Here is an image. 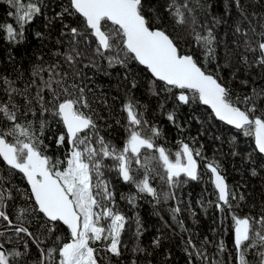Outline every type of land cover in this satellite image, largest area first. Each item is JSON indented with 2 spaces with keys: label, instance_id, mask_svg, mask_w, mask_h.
Wrapping results in <instances>:
<instances>
[{
  "label": "snow or ice",
  "instance_id": "obj_1",
  "mask_svg": "<svg viewBox=\"0 0 264 264\" xmlns=\"http://www.w3.org/2000/svg\"><path fill=\"white\" fill-rule=\"evenodd\" d=\"M192 2L197 7H205L200 4V0ZM7 3L15 7L20 27V31H16L11 24H0V30L6 31L7 39L11 41L23 36L24 25L32 21L34 15L41 13V8L38 0L26 4L21 3V0H7ZM235 3L238 8L241 7L239 0H235ZM165 10L170 13L175 24L183 28V37L177 40L192 37L195 45L203 50L205 65L214 61L215 37L210 28H205L206 35L197 31L198 21L190 0H183L182 3L170 0ZM144 11L143 0H69L68 6L57 15L61 19L65 15H78L82 18L78 27L65 24L66 33H62L70 36L68 50L63 55L72 71L58 72L55 70L57 65L48 69L35 66L32 75L39 76L40 82L37 84L33 79L24 90L14 87V81L3 78V83L7 85L4 91L8 99L0 101V166L22 174L30 191L21 192L29 204L18 209L15 223L5 210V200L12 199V196L10 192L7 197L0 193V222H6V229L15 233L20 240H23L21 234H24L36 245L40 255L38 264H98L101 250L113 256L121 255V234L126 217L116 211L114 206H110L114 205V200L109 182L105 179L106 168L109 171L116 170L124 182L135 185L138 194H148L157 202L160 194L151 186L150 172H156L170 187L186 182L179 179L181 174L191 180L198 179L197 162L189 145L181 142V150L175 153L174 160L170 159L166 149L155 144V139L161 134L159 129L148 125L143 119V113L137 110L138 102L132 99H128L122 106L128 122L125 126L128 135L123 148H117L100 135L97 124L99 114L86 95L87 86L82 83L85 74L76 67L81 59L88 60L85 68L91 66L97 69L100 68L99 62L104 60H107L110 68L114 65L127 67L130 61L137 62L151 73L154 81L162 82L163 91L171 94L179 104L199 101L210 106L216 118L243 130L246 136H253L259 153H264V109H258L256 103L258 99H264V89H253L251 96L234 100L218 75L207 71L194 55L182 53L177 40L171 38L164 29L152 28ZM8 15L13 13L9 12ZM214 20L217 24L221 23L220 18L214 17ZM236 30L240 31L239 28ZM261 36L264 37V33ZM92 37L94 50L87 47L81 50L79 45L87 44ZM258 50L259 56L255 63L264 67V40L258 43ZM249 51L255 52L257 49L249 47ZM243 59L247 63V58ZM44 71L49 73L47 80L41 76ZM77 80L81 83H77ZM242 83L246 84L247 81ZM32 87L36 88V94L29 97L27 92ZM174 89L177 91L174 92ZM16 94L25 96V116L29 113L37 115L36 109L32 107L33 100L39 105L41 119L38 129L34 128L32 120L20 122L19 107L13 100ZM104 103L107 104L106 101ZM241 104L243 108L239 106ZM163 106L161 104V108ZM257 111H260V115H256ZM46 114L52 122L62 125V130L55 137V144L58 147L67 145L63 159L45 154L48 145L44 143L43 136L50 123L44 119ZM167 118L174 122V113H169ZM142 149L153 150L158 156H146L142 164ZM195 155L199 156V151ZM105 158L113 160L111 167L104 163ZM150 160L161 165L164 173L149 167ZM133 161L144 168L142 179H136ZM208 168L214 176V186L218 191L219 202L216 208L223 212L222 205H228L230 210V192L218 170L219 166L209 164ZM163 197L165 201L174 198L171 192L163 193ZM136 198V195L127 197L130 203ZM172 211L175 214L180 209L177 207ZM41 215V228L48 234L44 239L54 236L57 223L62 222L69 230V241L63 242L60 236H55L52 247L46 250L42 248L43 232L37 235L25 226L32 222L29 216ZM232 221L236 264H251L247 255L248 249L253 248L259 249L256 252L259 257L257 264H264V216L253 221L249 217L241 218L232 214ZM4 235V232H0V236ZM11 239L9 237V243ZM188 243L192 244V241ZM23 247V252L15 249L5 251L4 244L0 243V264H18V258L27 255V240H24ZM219 250H224L222 242ZM195 255L208 261L206 253L201 249H195ZM211 264L217 262L212 261Z\"/></svg>",
  "mask_w": 264,
  "mask_h": 264
},
{
  "label": "trees",
  "instance_id": "obj_2",
  "mask_svg": "<svg viewBox=\"0 0 264 264\" xmlns=\"http://www.w3.org/2000/svg\"><path fill=\"white\" fill-rule=\"evenodd\" d=\"M28 2L37 0H21L23 4ZM68 2L69 0H38L41 13L34 15L33 20L24 25L23 36H18L16 40H8L6 31L0 30V101L8 99L4 91L7 87L3 83L5 77L15 82L14 87L24 90L33 79L37 84L40 82L39 76L32 75L35 66L48 69L57 65L55 70L58 72L72 71L63 55L68 50L70 36L62 33H66L65 24L78 27L82 18L78 15H65L61 19L57 15L68 6ZM169 2L170 0H143L144 15L151 21L152 28L164 29L171 38L177 40L178 37H183V28L177 26L170 13L165 10ZM177 2L182 3L183 0ZM239 2L240 8L236 6L235 0H200V4L205 6L200 8L190 0L198 21L197 31L206 35L205 28H210L215 37L213 47L216 49V59L211 63L205 65L203 50L195 45L192 37L177 40L182 53L194 55L201 66L219 76L220 82L230 90L234 100L251 96L253 89H264V67L255 63L259 56L258 43L264 40L261 36L264 33V0ZM9 12L13 15L9 16ZM15 12V7L8 4L7 0H0V24H11L16 31H20ZM214 17L220 18L221 23L217 24ZM237 28L240 29L239 32ZM93 40L94 37L87 44L81 43L80 49L87 47L94 50ZM249 47L256 48L257 51H249ZM244 57L247 58V63L244 62ZM99 63V69L91 66L85 68L88 60L81 59L76 67L85 74L82 83L87 86L86 95L99 114L97 124L100 135L117 148H123L128 135L125 127L128 122L122 106L128 99H132L138 102L137 110L143 113V119L148 125L159 129L161 134L155 139V144L163 146L170 154V159L174 160L175 153L181 150V142L189 145L197 162L198 179L191 180L181 174L179 179L186 182L170 187L156 172H150L151 186L160 194L157 202L148 194H138L135 185L124 182L116 170L109 171L106 168L105 179L109 182L114 200V205L110 206H114L116 211L126 217V223L121 234V255L117 257L101 250L98 264H211L212 261L217 264H236L232 214L241 218L249 217L253 221L264 216V158L255 150L252 136H246L243 130L217 121L199 101L179 104L171 94L163 91L162 82L154 81L137 62L130 61L127 67L114 65L111 68L108 67L107 60ZM41 76L47 80L48 71L41 73ZM243 81L247 83H242ZM76 82L81 83L80 80ZM154 92L158 94L154 95ZM35 94V87L28 89L29 97H34ZM13 100L19 107L20 122L32 120L34 128L38 129L41 119L39 105L33 100L32 107L36 109L37 115L29 113L25 116V96L16 94ZM104 101L107 102L106 105ZM256 103L258 109H264V99H258ZM161 104L164 105L163 108ZM239 106L244 107L243 104ZM169 113H174V122L168 120ZM256 115H260V111ZM44 119L50 121L43 136L44 143L48 145L45 154L63 159L67 145L58 147L55 144V137L62 130V125L52 122L47 114ZM196 151H199V156L195 155ZM153 155L158 156V153L142 149L141 163L145 162L146 156ZM104 163L111 167L114 162L105 158ZM209 164L218 165V170L225 179L230 192V210L228 205H222L223 212L215 206L219 201L211 184ZM149 167H155L158 172L164 173L163 167L155 160L149 161ZM132 168L136 170V179H142L144 168L135 161ZM26 190L29 191L20 173L0 166V193L7 197L10 192L12 196V199L5 200V210L14 223L18 209L29 204L21 195ZM165 192H171L174 198L165 201ZM131 195L137 196L132 203L127 199ZM122 196L125 198L122 199ZM177 207L180 212L174 214L172 209ZM29 219L32 222L25 226L34 234L41 235L42 215L29 216ZM5 225L6 222H0V232L5 233L0 236L4 250L23 252V242L27 240V255L18 258V264H38L40 255L36 245L24 234H21L23 240H20ZM47 235L46 232L41 235L44 240L41 247L45 250L53 246L55 236H60L63 242L70 239L67 228L60 222L56 225L54 236L44 239ZM9 237H12L10 243ZM189 240L192 244L188 243ZM221 242L223 251L219 250ZM195 249L203 250L208 261L197 257ZM258 250L248 249L247 259L251 264H257Z\"/></svg>",
  "mask_w": 264,
  "mask_h": 264
},
{
  "label": "water",
  "instance_id": "obj_3",
  "mask_svg": "<svg viewBox=\"0 0 264 264\" xmlns=\"http://www.w3.org/2000/svg\"><path fill=\"white\" fill-rule=\"evenodd\" d=\"M142 66V65H141ZM142 67H144V66H142ZM145 68V67H144ZM146 69V68H145ZM147 70V69H146ZM148 72V71H147ZM149 74H150V76H151V73L150 72H148ZM152 77V76H151ZM153 78V77H152ZM154 79V78H153ZM202 106H204V107H206V108H208V110L210 111V113L212 114V116H213V118L214 119H216L217 121H219V122H221V123H223V124H225V125H227V126H230V127H232V128H234V129H236L234 126H232V125H228L225 121H221V120H219L218 118H216L215 116H214V114L212 113V110H211V108H210V106H207V105H204V104H202V103H200ZM252 143H253V146H254V148H255V150L257 151V153L258 154H260L263 158H264V153H259V150L256 148V145H255V139H254V137L252 136ZM194 159H195V157H194ZM196 160V159H195ZM209 173H210V180H211V184H212V186H213V188H214V190H215V192L217 193V195H218V191L215 189V186H214V176H213V174H212V172H211V170L209 169ZM22 175V174H21ZM23 176V175H22ZM186 177V176H185ZM188 178V177H187ZM122 179V178H121ZM190 179V178H189ZM25 180V179H24ZM25 182H26V180H25ZM26 184H27V182H26ZM27 187H28V185H27ZM28 190L30 191V189L28 188ZM61 224H62V222H60ZM63 225V224H62ZM65 226V225H64ZM66 228H67V226H65ZM68 230V229H67ZM68 232H69V230H68ZM70 234V233H69ZM4 250V249H3Z\"/></svg>",
  "mask_w": 264,
  "mask_h": 264
}]
</instances>
